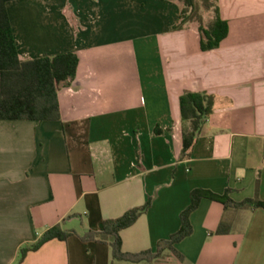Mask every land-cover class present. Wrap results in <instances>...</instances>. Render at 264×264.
Instances as JSON below:
<instances>
[{"label":"crops","instance_id":"crops-1","mask_svg":"<svg viewBox=\"0 0 264 264\" xmlns=\"http://www.w3.org/2000/svg\"><path fill=\"white\" fill-rule=\"evenodd\" d=\"M216 1L229 31L210 51L194 23L170 30L176 0L6 3L21 59L74 51L78 65L57 92L59 119H0V264L56 224L74 234L18 264H264V209L206 197L174 244L182 261L168 250L119 260L109 243L81 239L151 198L119 235L123 252L156 253L194 189L264 201V0ZM185 90L212 94L214 110L180 159Z\"/></svg>","mask_w":264,"mask_h":264},{"label":"trees","instance_id":"trees-1","mask_svg":"<svg viewBox=\"0 0 264 264\" xmlns=\"http://www.w3.org/2000/svg\"><path fill=\"white\" fill-rule=\"evenodd\" d=\"M10 0H0V119L4 120H57L60 109L57 92L63 84L69 83L75 76L78 56L74 51L57 53L51 56L21 59L17 50L13 31L6 8ZM180 11L171 31L181 30L190 23L197 24L201 51L218 48L228 34L227 20L220 15L216 0H176ZM212 8L213 16L204 21L205 11ZM180 118L182 124L180 159L188 158L196 143L206 118L214 110V96L205 91H183L179 96ZM155 134L161 132L154 130ZM206 197L221 202L224 206L243 208L247 206L261 207L264 201L248 198L235 202L225 193L219 195L204 189H194L190 193V204L181 213V227L169 239L159 241L156 253L141 251L137 253L123 252L121 249L120 231L130 226L140 214L151 205L149 198L142 206L127 210L120 217L103 221L100 231H87L81 236L83 241L109 243L115 259L139 262L152 260L163 250L178 261L183 255L174 244L191 233L189 214L197 207L201 198ZM225 232L219 225L217 233ZM74 234L73 230H65L60 224L46 229L31 245L22 247L17 264L29 251L38 249L51 239L65 240Z\"/></svg>","mask_w":264,"mask_h":264},{"label":"rangeland","instance_id":"rangeland-1","mask_svg":"<svg viewBox=\"0 0 264 264\" xmlns=\"http://www.w3.org/2000/svg\"><path fill=\"white\" fill-rule=\"evenodd\" d=\"M213 10H212V8H210L209 10H207V11H205V13H204V21L205 22H208L211 18H212V16H213ZM195 24V26L197 27V24L196 23H194ZM171 28V27H170ZM171 30V29H170Z\"/></svg>","mask_w":264,"mask_h":264}]
</instances>
